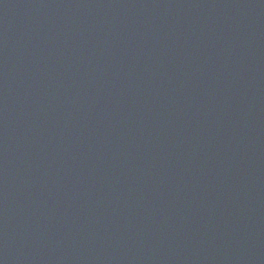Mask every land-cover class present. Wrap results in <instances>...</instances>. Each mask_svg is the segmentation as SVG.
Masks as SVG:
<instances>
[{
	"label": "water",
	"instance_id": "95a60500",
	"mask_svg": "<svg viewBox=\"0 0 264 264\" xmlns=\"http://www.w3.org/2000/svg\"><path fill=\"white\" fill-rule=\"evenodd\" d=\"M0 264H264V0H0Z\"/></svg>",
	"mask_w": 264,
	"mask_h": 264
}]
</instances>
